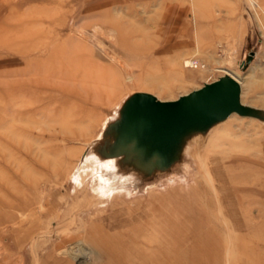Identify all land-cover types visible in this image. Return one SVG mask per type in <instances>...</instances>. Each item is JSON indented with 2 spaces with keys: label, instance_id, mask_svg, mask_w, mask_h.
Wrapping results in <instances>:
<instances>
[{
  "label": "rangeland",
  "instance_id": "1",
  "mask_svg": "<svg viewBox=\"0 0 264 264\" xmlns=\"http://www.w3.org/2000/svg\"><path fill=\"white\" fill-rule=\"evenodd\" d=\"M224 70L260 118L189 135L165 171L100 162L132 94ZM0 264H264V0H0Z\"/></svg>",
  "mask_w": 264,
  "mask_h": 264
},
{
  "label": "water",
  "instance_id": "2",
  "mask_svg": "<svg viewBox=\"0 0 264 264\" xmlns=\"http://www.w3.org/2000/svg\"><path fill=\"white\" fill-rule=\"evenodd\" d=\"M260 118L241 102L240 84L224 75L174 101H160L149 93L132 94L123 104L116 125L115 151L110 157L139 160L145 169L170 168L184 140L207 132L231 115Z\"/></svg>",
  "mask_w": 264,
  "mask_h": 264
},
{
  "label": "crops",
  "instance_id": "3",
  "mask_svg": "<svg viewBox=\"0 0 264 264\" xmlns=\"http://www.w3.org/2000/svg\"><path fill=\"white\" fill-rule=\"evenodd\" d=\"M257 3H259V0H257ZM245 13L246 15H251L247 9ZM236 25L239 27V30L222 35L221 41V44L225 47V52H230L233 60L240 58L243 54V48L246 45L248 35L246 18L245 20L238 19Z\"/></svg>",
  "mask_w": 264,
  "mask_h": 264
},
{
  "label": "bare ground",
  "instance_id": "4",
  "mask_svg": "<svg viewBox=\"0 0 264 264\" xmlns=\"http://www.w3.org/2000/svg\"><path fill=\"white\" fill-rule=\"evenodd\" d=\"M223 73H224V75H229V76H231L232 78H234L239 84H240V87H241V83H240V78H239V76H237V75H234V74H232V73H230V72H228V71H226V70H224V71H222ZM143 93V92H142ZM156 97V96H155ZM157 98V97H156ZM158 99V98H157ZM159 100V99H158ZM160 101H162V100H160ZM242 102V101H241ZM243 104V103H242ZM243 105H245V104H243ZM245 106H248V105H245ZM248 107H250V106H248ZM252 108V107H251ZM254 109V108H253ZM121 111V110H120ZM235 115V114H234ZM110 138H108V140H107V142H106V145H105V147L107 148V151H103L102 153H103V156L105 157V159L104 160H101L100 162H103V163H107L108 164V166L109 167H111V166H113V168L115 169V167H116V165H117V163H120V162H125V161H129V162H132V166H133V168L134 169H138V167L139 166H141L140 165V163L141 162H139V160H137V159H133V160H131V159H128V157H127V155H124V156H122V157H110V156H108V155H106L105 154V152L106 153H111L113 150L115 151V149L113 148V145H114V143H115V139H116V132H114V133H112L110 136H109ZM101 139V136L100 137H98V139L97 140H100ZM111 149H112V151H111ZM98 158V157H97ZM139 165V166H138ZM116 170V169H115Z\"/></svg>",
  "mask_w": 264,
  "mask_h": 264
},
{
  "label": "built area",
  "instance_id": "5",
  "mask_svg": "<svg viewBox=\"0 0 264 264\" xmlns=\"http://www.w3.org/2000/svg\"><path fill=\"white\" fill-rule=\"evenodd\" d=\"M183 66L188 69H204V64L200 63L198 60L191 58L188 60H185L183 63Z\"/></svg>",
  "mask_w": 264,
  "mask_h": 264
}]
</instances>
